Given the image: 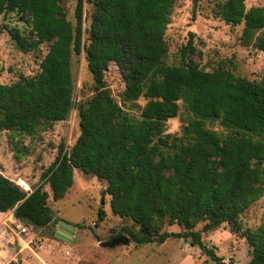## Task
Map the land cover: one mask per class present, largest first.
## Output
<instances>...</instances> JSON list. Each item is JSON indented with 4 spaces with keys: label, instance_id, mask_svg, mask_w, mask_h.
Returning <instances> with one entry per match:
<instances>
[{
    "label": "trees",
    "instance_id": "1",
    "mask_svg": "<svg viewBox=\"0 0 264 264\" xmlns=\"http://www.w3.org/2000/svg\"><path fill=\"white\" fill-rule=\"evenodd\" d=\"M198 0H194L196 3ZM176 0H77L73 27L61 0H0L1 12L27 16L31 38L8 33L17 49L42 56L33 76L0 83V131L33 136L62 121L73 107L72 53H84L92 95L77 106L79 134L68 150L59 146L39 182L61 200L79 170L106 183L114 215L133 244H163L185 239L214 264H227L201 240L195 227L210 232L228 225L251 251L248 264H264V222L243 229L239 216L264 195V84L236 76L224 65L212 71L192 61L165 65L164 32ZM85 4L91 7L83 38ZM214 16L242 25L240 42L264 52V7L245 0H223ZM195 49L180 50L182 61ZM114 64L124 82L122 100H146L139 115L122 110L105 87L104 72ZM181 102L190 114L179 137L165 134L166 121ZM218 122L220 136L206 124ZM27 194L0 175V212L12 211L18 223L43 228L55 221L42 186ZM175 225L178 232L163 231Z\"/></svg>",
    "mask_w": 264,
    "mask_h": 264
},
{
    "label": "rangeland",
    "instance_id": "2",
    "mask_svg": "<svg viewBox=\"0 0 264 264\" xmlns=\"http://www.w3.org/2000/svg\"><path fill=\"white\" fill-rule=\"evenodd\" d=\"M223 0H176L164 32L167 44L165 65L178 66L192 61L205 71L224 65L234 75L264 84V52L251 45H243L239 37L242 25L231 26L214 16L216 5ZM77 0H61L66 20L74 27V9ZM264 7V0H245V7ZM91 7L85 4L82 28L83 38L89 25ZM16 29L19 34L31 38V27L27 16L16 12L0 13V83L10 84L21 76H33L39 67L46 47L23 52L16 48L8 33ZM190 44L196 50L184 61L180 50ZM70 71L73 82V107L64 120L54 122L49 128H40L27 137L0 131V175L4 178L26 179L30 186L40 185L48 192V206L56 218L50 225L35 228L24 224L30 233V244L16 246V262L13 264H214L197 246L188 240L168 238L163 244L137 246L122 233L124 227L137 229L129 219L114 215L109 207V195L105 194L106 183L73 171L72 186L58 201L50 197L48 184L39 182L45 170L53 163L59 146L68 150L78 134L77 106L91 97L92 77L84 53H72ZM105 87L113 101L125 112L138 116L146 100L142 97L134 102H124V82L114 64L104 72ZM190 114L179 102L177 116L166 121L165 134L179 137ZM206 126L223 136L226 131L218 122ZM264 168V163H263ZM103 201V203H101ZM243 229L254 230L264 222V195L250 205L240 216ZM73 227L68 241L55 236L59 222ZM202 223L195 227L202 242L212 248L227 264H248L251 251L238 232L228 225H221L210 232H201ZM163 231L178 232L180 229L165 226ZM20 252V253H18ZM2 255V254H0Z\"/></svg>",
    "mask_w": 264,
    "mask_h": 264
},
{
    "label": "built area",
    "instance_id": "3",
    "mask_svg": "<svg viewBox=\"0 0 264 264\" xmlns=\"http://www.w3.org/2000/svg\"><path fill=\"white\" fill-rule=\"evenodd\" d=\"M11 180L21 190L29 194L33 186L26 179ZM28 228L15 221L12 217V211L0 212V250H7L8 259H0V264H13L16 262V246L20 243L30 244Z\"/></svg>",
    "mask_w": 264,
    "mask_h": 264
},
{
    "label": "water",
    "instance_id": "4",
    "mask_svg": "<svg viewBox=\"0 0 264 264\" xmlns=\"http://www.w3.org/2000/svg\"><path fill=\"white\" fill-rule=\"evenodd\" d=\"M101 203H103V201ZM72 231V226L63 221H60L55 236L62 240L68 241L72 235Z\"/></svg>",
    "mask_w": 264,
    "mask_h": 264
},
{
    "label": "crops",
    "instance_id": "5",
    "mask_svg": "<svg viewBox=\"0 0 264 264\" xmlns=\"http://www.w3.org/2000/svg\"><path fill=\"white\" fill-rule=\"evenodd\" d=\"M11 180H15V179H11ZM17 252V251H16ZM18 253H20V252H18ZM0 254H2V255H0V259H3L4 261L5 260H7L9 257H8V252H7V250H0ZM17 254V253H16ZM15 254V255H16Z\"/></svg>",
    "mask_w": 264,
    "mask_h": 264
}]
</instances>
